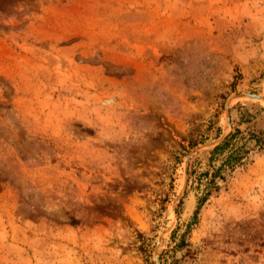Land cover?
<instances>
[{
  "label": "rangeland",
  "instance_id": "obj_1",
  "mask_svg": "<svg viewBox=\"0 0 264 264\" xmlns=\"http://www.w3.org/2000/svg\"><path fill=\"white\" fill-rule=\"evenodd\" d=\"M234 130L264 136V0H0V264H153L160 233L158 264H264V151L194 214Z\"/></svg>",
  "mask_w": 264,
  "mask_h": 264
},
{
  "label": "trees",
  "instance_id": "obj_2",
  "mask_svg": "<svg viewBox=\"0 0 264 264\" xmlns=\"http://www.w3.org/2000/svg\"><path fill=\"white\" fill-rule=\"evenodd\" d=\"M217 135L219 129H216ZM247 138L241 136L239 130H234L225 135L223 141L214 146L208 152L207 158V170L201 172L197 177V183L202 185V195L197 199V206L194 210V214L206 198L212 191H217V182L224 183L226 180V174H230L235 168L244 164L247 149H245L244 142L248 141L252 143V146L259 151H264V136L262 133L254 134L253 132H247ZM218 137V136H217ZM198 143L195 140H187V145L193 148ZM217 163V165L213 164ZM192 172H188V180L190 179ZM200 176V177H199ZM74 220L71 223L74 224Z\"/></svg>",
  "mask_w": 264,
  "mask_h": 264
},
{
  "label": "water",
  "instance_id": "obj_3",
  "mask_svg": "<svg viewBox=\"0 0 264 264\" xmlns=\"http://www.w3.org/2000/svg\"><path fill=\"white\" fill-rule=\"evenodd\" d=\"M246 98H256V95L253 94H244L243 95ZM236 98L235 95H230L225 103H224V115H225V120L228 123L229 122V104L232 101V99ZM225 136H220L216 141L212 142L211 144H205L202 145L201 148H213L214 146L218 145L219 143H221L223 141ZM193 156V152H188L184 158V170H183V188L186 185V181H187V168H188V162L191 159V157ZM162 238V234L160 233L159 235H157V237L155 238L154 241V248H153V252H152V260H153V264H158V247H159V243L160 240Z\"/></svg>",
  "mask_w": 264,
  "mask_h": 264
}]
</instances>
